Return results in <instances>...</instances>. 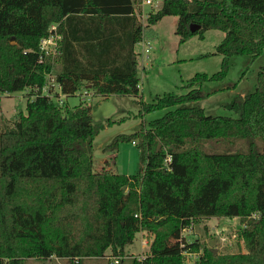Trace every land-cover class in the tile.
<instances>
[{
  "label": "trees",
  "instance_id": "obj_1",
  "mask_svg": "<svg viewBox=\"0 0 264 264\" xmlns=\"http://www.w3.org/2000/svg\"><path fill=\"white\" fill-rule=\"evenodd\" d=\"M134 4L0 0V94L29 92L24 112L9 126L0 123V264L50 256L80 262L102 258L107 250L120 264L140 231L154 238L150 253L133 264H184L180 253L166 251L172 233L219 216L238 219L237 238L246 252L217 254L201 246L195 264H264V65L254 90L226 106L231 115H207L199 106L236 87L204 89L224 81L233 57L255 58L264 51V0H162L143 25ZM164 16L177 17L179 43L222 31L213 53L222 56L220 69L211 76L195 74L183 85L185 92L139 101L141 113L166 112L107 145L115 150L119 140H137V174L94 171L92 143L103 125L93 123L92 107L59 106L58 93L50 88L51 97L42 88L49 77L64 99L84 90L137 97L133 48L143 30ZM110 17L132 23L130 47L121 59L114 57L122 49L119 35L105 27ZM53 24L58 53L44 55L41 40ZM191 24L200 28L191 32Z\"/></svg>",
  "mask_w": 264,
  "mask_h": 264
},
{
  "label": "rangeland",
  "instance_id": "obj_2",
  "mask_svg": "<svg viewBox=\"0 0 264 264\" xmlns=\"http://www.w3.org/2000/svg\"><path fill=\"white\" fill-rule=\"evenodd\" d=\"M143 0H135L136 12L140 15L141 24L149 12H155L162 0H152L150 5L142 4ZM177 26L176 16H164L156 24L143 30L142 39L134 49L136 59L142 64L137 69L139 79V95L120 96L110 95L102 97L90 95V91H81L63 98L64 103L72 108L81 102L91 106V117L94 124H102L103 128L93 139L91 155L94 171L107 170L121 175H135L140 167L139 147L137 140H119L115 150L109 145L116 137L130 136L140 128H147L153 119L162 117L164 110H154L141 113L139 101L151 103L156 96L170 92H185L183 85L195 74L211 76L220 69L222 56L213 54L215 46L223 38L219 30H207L203 38L197 35L179 43L175 34ZM151 42L148 58L142 55L145 41ZM52 44V43H51ZM49 45V49H50ZM264 65V51L257 57L236 56L231 59L229 72L223 82H208L204 89H212L224 83H235L230 90L217 92L199 102L207 115H231L226 106L239 96L250 93L256 84V75ZM144 67V70L143 68ZM50 80V78H49ZM50 86L48 91H50ZM59 89H57L58 91ZM28 90L12 94H0V123L11 125L19 112H24ZM87 93V94H85ZM55 100V99H54ZM113 121V122H111ZM239 221L236 218L212 217L201 220L192 228H177L167 242V250L180 253L184 257V264H195L202 247L212 248L217 254L246 252L244 243L237 238ZM154 236L146 231L135 235L133 243L124 250L125 259L120 264H133V259H142L150 253V242ZM148 241L146 246L144 240ZM200 246L198 252H189V248ZM102 258H85L80 260H65L55 256L46 259L38 257H24L23 264H111L112 258L107 250Z\"/></svg>",
  "mask_w": 264,
  "mask_h": 264
},
{
  "label": "built area",
  "instance_id": "obj_3",
  "mask_svg": "<svg viewBox=\"0 0 264 264\" xmlns=\"http://www.w3.org/2000/svg\"><path fill=\"white\" fill-rule=\"evenodd\" d=\"M151 3H152V0H143L142 1V4H145V5H150ZM55 29H56V24L51 25L49 28L50 36L41 40L40 47H41L42 52H44V55H49V54L54 55V54L58 53V40L60 39V35L55 32ZM49 45H51L50 49H49ZM150 46H151V44L148 41H145V43H143V54H148V52L150 51ZM52 82L53 81L49 80V77H48V82L42 88V94L49 95V96L53 97V92H50L47 89L50 86L54 92L58 93V96L54 99L58 103V105L61 106L64 103V101H63L64 96L59 92V90L57 91V89H59V86L57 84L52 83ZM84 91H87V90H84ZM85 94H87V93H85ZM255 216L256 215H253V217H255ZM190 228H192V227H190ZM147 244H148V241L145 239L143 241V245L146 246ZM111 260H112L113 264H117L119 262V258H112Z\"/></svg>",
  "mask_w": 264,
  "mask_h": 264
},
{
  "label": "crops",
  "instance_id": "obj_4",
  "mask_svg": "<svg viewBox=\"0 0 264 264\" xmlns=\"http://www.w3.org/2000/svg\"><path fill=\"white\" fill-rule=\"evenodd\" d=\"M134 15L137 18L138 22H141V18L140 15L136 12L135 9V4H134ZM120 18L114 17V18H108L106 23H105V27L110 30L113 35L116 37V35H119V44L121 45L122 49L119 51V54L114 55V50L113 52L110 54V57L112 58V56L114 55V57H119V59L123 58L126 49H128L130 47L129 45V40H130V34H129V29H131L132 23L129 21L128 23H123L124 21H120ZM122 28H126L127 31L125 29ZM148 42H150L149 40H147ZM151 44V42H150ZM136 45L134 46L133 50L135 49ZM119 50V49H118ZM135 52V51H134ZM150 52V51H149ZM148 52V54H149ZM148 54L145 55V58H148ZM142 55L143 54V47H142ZM137 69L138 67H140V65L142 64V62L140 63L137 59ZM144 70V67H142Z\"/></svg>",
  "mask_w": 264,
  "mask_h": 264
},
{
  "label": "water",
  "instance_id": "obj_5",
  "mask_svg": "<svg viewBox=\"0 0 264 264\" xmlns=\"http://www.w3.org/2000/svg\"><path fill=\"white\" fill-rule=\"evenodd\" d=\"M199 28H200L199 25H193V24L190 25V31L191 32H194V31L198 30ZM213 252L215 253V251H213Z\"/></svg>",
  "mask_w": 264,
  "mask_h": 264
}]
</instances>
